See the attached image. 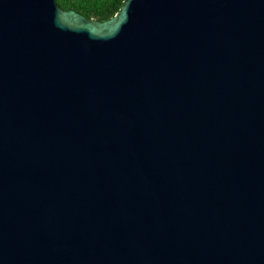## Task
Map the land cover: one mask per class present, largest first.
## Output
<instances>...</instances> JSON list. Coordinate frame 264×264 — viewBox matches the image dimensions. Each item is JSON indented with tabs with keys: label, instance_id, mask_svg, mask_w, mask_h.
<instances>
[{
	"label": "water",
	"instance_id": "1",
	"mask_svg": "<svg viewBox=\"0 0 264 264\" xmlns=\"http://www.w3.org/2000/svg\"><path fill=\"white\" fill-rule=\"evenodd\" d=\"M0 264H264V0H0Z\"/></svg>",
	"mask_w": 264,
	"mask_h": 264
},
{
	"label": "trees",
	"instance_id": "2",
	"mask_svg": "<svg viewBox=\"0 0 264 264\" xmlns=\"http://www.w3.org/2000/svg\"><path fill=\"white\" fill-rule=\"evenodd\" d=\"M65 10H75L82 15L105 21L113 17L125 0H56Z\"/></svg>",
	"mask_w": 264,
	"mask_h": 264
}]
</instances>
